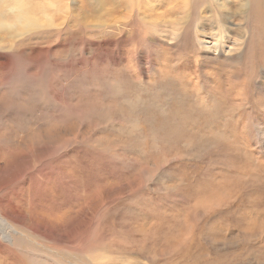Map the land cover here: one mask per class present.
I'll use <instances>...</instances> for the list:
<instances>
[{"label": "rangeland", "instance_id": "374dc122", "mask_svg": "<svg viewBox=\"0 0 264 264\" xmlns=\"http://www.w3.org/2000/svg\"><path fill=\"white\" fill-rule=\"evenodd\" d=\"M22 1L0 264H264V0Z\"/></svg>", "mask_w": 264, "mask_h": 264}, {"label": "bare ground", "instance_id": "6f19581e", "mask_svg": "<svg viewBox=\"0 0 264 264\" xmlns=\"http://www.w3.org/2000/svg\"><path fill=\"white\" fill-rule=\"evenodd\" d=\"M24 9L25 5L22 0H10V3L0 1V12L3 15H0V27H6V24L3 23L5 21L4 12L6 10L13 11L14 15L18 16ZM17 234H19V231L12 228L8 221L4 219L0 214V240L12 244V236H15Z\"/></svg>", "mask_w": 264, "mask_h": 264}]
</instances>
